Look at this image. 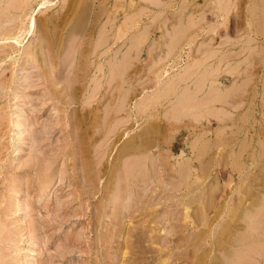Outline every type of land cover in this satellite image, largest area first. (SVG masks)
Instances as JSON below:
<instances>
[{
	"label": "rangeland",
	"instance_id": "rangeland-1",
	"mask_svg": "<svg viewBox=\"0 0 264 264\" xmlns=\"http://www.w3.org/2000/svg\"><path fill=\"white\" fill-rule=\"evenodd\" d=\"M263 201L264 0H0V264H264Z\"/></svg>",
	"mask_w": 264,
	"mask_h": 264
},
{
	"label": "bare ground",
	"instance_id": "bare-ground-1",
	"mask_svg": "<svg viewBox=\"0 0 264 264\" xmlns=\"http://www.w3.org/2000/svg\"><path fill=\"white\" fill-rule=\"evenodd\" d=\"M256 144V143H255ZM259 144V143H258ZM259 146V145H258ZM262 146V145H261ZM263 151V150H262ZM261 153V152H260ZM252 155V154H251ZM254 160V159H253ZM264 202V201H263ZM254 216H255V218L253 219V220H257L258 219V217H259V219L260 218H262L264 215H256V214H254ZM259 230V229H258ZM256 232V231H255ZM250 233H248V235H249ZM247 235V236H248ZM247 239V238H246ZM242 242H244V240H243V238H241V237H237L236 239H235V245L237 244V245H240ZM244 244V243H243ZM245 248V247H244ZM243 248V249H244ZM239 257V256H238Z\"/></svg>",
	"mask_w": 264,
	"mask_h": 264
}]
</instances>
